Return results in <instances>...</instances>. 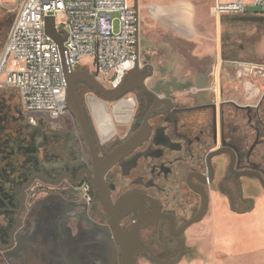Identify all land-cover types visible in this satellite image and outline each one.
Listing matches in <instances>:
<instances>
[{"label": "flooded vegetation", "instance_id": "obj_1", "mask_svg": "<svg viewBox=\"0 0 264 264\" xmlns=\"http://www.w3.org/2000/svg\"><path fill=\"white\" fill-rule=\"evenodd\" d=\"M253 23L264 33V21ZM245 50L240 45L239 51L223 55L226 65L222 69H197L193 78L181 81L153 79L155 69L148 60L141 65L139 59L145 87L134 86L116 99H107L81 80L74 83L101 160L146 123L142 140L103 174L112 206L127 198L119 219L121 228L129 231L141 216L145 217L139 229L143 252L136 256V264L139 259L151 264L187 262L195 249L189 237L194 239L196 225L206 215L190 223L199 213L203 198L207 200V210L210 196L225 199L233 209L249 203L251 210L264 192V55ZM112 102H116L113 110L125 113L123 118L129 120L128 127L117 135L113 132V118L106 111L105 103ZM69 113L73 115L70 110ZM93 173L90 157L86 164L69 159L56 174L34 171L27 181L34 174L53 181L34 178L24 189L21 205L26 181L13 207L2 203L0 264H54L52 257L44 259L45 255H41L55 250V238L34 239L45 212L44 203L51 199L61 204L62 214L79 210L80 216L74 222L86 224L84 231L94 252L104 248L113 254L114 247L120 260L109 215L90 182ZM84 183L89 184V199L83 197ZM40 193L46 202L40 201Z\"/></svg>", "mask_w": 264, "mask_h": 264}, {"label": "rangeland", "instance_id": "obj_2", "mask_svg": "<svg viewBox=\"0 0 264 264\" xmlns=\"http://www.w3.org/2000/svg\"><path fill=\"white\" fill-rule=\"evenodd\" d=\"M20 1L0 0V53L9 29L6 27L11 25L9 21L15 16ZM129 3L132 5L133 1L129 0ZM212 5L213 0H138L139 59L141 65L148 60L155 69L153 79L181 81L193 78L191 75L197 69H211L212 72L222 69L226 65L223 55L239 51L240 45L245 46V51L264 55V33L259 31L258 24L231 20L233 16L229 15L217 19ZM259 12V7H249V14ZM78 66L94 75L92 58H82ZM4 82L5 77L1 74L0 107L10 121L0 134L3 136L0 147L4 145L5 134L7 138L11 136V140L7 149L0 152V169L27 168L56 174L69 159L88 163L87 147L73 115L68 113L63 118L51 119L45 113L25 111L18 91ZM105 104L114 121V135L120 134L129 125L128 117L125 120V113L113 110L116 102ZM89 114L98 136L90 111ZM26 159L31 160L26 163ZM39 197L44 195L40 193ZM43 199L40 201L46 202ZM44 207L34 239L55 238V250L51 254H42L46 256L44 259L52 257L54 264H94L95 261L97 264H118L114 247L113 254L104 248L94 252L84 231L86 224L74 222L80 216L79 210L62 214L61 204L56 199L44 203ZM249 207L248 203L233 209L225 199L210 196L207 213L196 225L194 239L189 237L188 240L195 242V249L187 262L179 264H264V192L251 210H247ZM35 254L32 253V259ZM137 264L151 263L139 259Z\"/></svg>", "mask_w": 264, "mask_h": 264}, {"label": "built area", "instance_id": "obj_3", "mask_svg": "<svg viewBox=\"0 0 264 264\" xmlns=\"http://www.w3.org/2000/svg\"><path fill=\"white\" fill-rule=\"evenodd\" d=\"M251 6L264 15V0H213L211 9L220 19L245 15ZM47 16L65 36L63 58L45 33ZM136 32L129 0H21L0 53V75L18 91L23 110L63 118L69 113L63 64L77 69L82 58H92L95 78L115 88L135 65ZM81 189L89 199V184Z\"/></svg>", "mask_w": 264, "mask_h": 264}, {"label": "water", "instance_id": "obj_4", "mask_svg": "<svg viewBox=\"0 0 264 264\" xmlns=\"http://www.w3.org/2000/svg\"><path fill=\"white\" fill-rule=\"evenodd\" d=\"M133 7L135 9L136 26H137V43H136V62L130 71H128L120 85L113 89H106L95 77L91 76L86 70L73 69L63 64V72L66 79V106L73 113L75 120L78 124L79 130L85 140L89 157L94 167V173L90 175V182L94 190L98 193L102 204L109 215L111 228L113 230L114 240L117 242L120 251L119 264H136V256L143 252V246L139 240V229L144 226L145 217L141 216L138 222L132 227L131 230L125 231L121 228L119 219L123 212L122 208L127 203V198H123L117 206H112L110 203L107 192H105V184L103 181V174L106 168H108L117 158L125 154L128 150L133 148L146 133V123H143L141 128L132 133L123 143L114 148L103 160H101L97 153V146L91 131V127L84 114L82 106L78 100L77 93L75 91L74 83L81 80L87 83L90 87L96 90L107 99H116L122 96L126 91L130 90L134 86H143V79L145 75L140 74L139 70V30H138V0H132ZM231 20H238L244 22H263L264 15L260 14H245L240 16H233ZM54 16H47L45 18V33L50 37L59 48L61 56L64 55L63 42L65 36L58 33L54 26ZM36 177H39L45 181L52 182L53 180L47 178L42 174H34L30 179L22 186L21 201L22 205L24 189L26 186ZM80 178V174L79 177ZM79 183H75L74 186H79ZM207 211V200L203 198V204L199 213L190 221V223L200 221ZM157 263H161L156 260L151 252H148Z\"/></svg>", "mask_w": 264, "mask_h": 264}, {"label": "trees", "instance_id": "obj_5", "mask_svg": "<svg viewBox=\"0 0 264 264\" xmlns=\"http://www.w3.org/2000/svg\"><path fill=\"white\" fill-rule=\"evenodd\" d=\"M13 18H14V15L10 19V21H9L10 23H11V21H13ZM9 25L6 27V30L9 28ZM9 121H10V118L7 117L5 114L3 115V108L0 107V127H1L0 134H2V132L5 131V129H7L6 125L9 123ZM2 124H5L4 128H2V126H1ZM21 132L24 135V132L22 130H21ZM9 134H10V132H9ZM1 137H3V136H1ZM4 138H5V141L3 143L4 145L2 147H0V152H4L7 149V144L11 140V136H10V138H7L6 134L4 135ZM21 142L24 143V140L22 139ZM30 160L26 159V163L29 162ZM33 172L34 171H32L31 169H27V168L26 169H20V170H17V169L10 170L9 168L7 169L6 167H4V168L2 167V169H0V201H1L0 204L5 203V205H7L8 207L9 206L13 207L14 199L16 198L17 192H18V191H16V189L18 190V188H20L22 186V184L27 181V179L29 178V176ZM14 177H15V179H14ZM247 210H249V209H247Z\"/></svg>", "mask_w": 264, "mask_h": 264}, {"label": "crops", "instance_id": "obj_6", "mask_svg": "<svg viewBox=\"0 0 264 264\" xmlns=\"http://www.w3.org/2000/svg\"><path fill=\"white\" fill-rule=\"evenodd\" d=\"M246 213V212H245ZM183 262V261H182Z\"/></svg>", "mask_w": 264, "mask_h": 264}]
</instances>
